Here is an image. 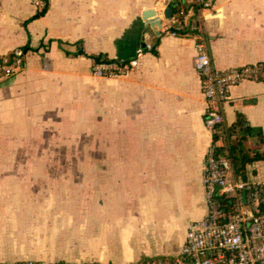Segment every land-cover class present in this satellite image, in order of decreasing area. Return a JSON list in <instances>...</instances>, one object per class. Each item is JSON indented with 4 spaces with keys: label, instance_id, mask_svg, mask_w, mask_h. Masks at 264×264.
<instances>
[{
    "label": "crops",
    "instance_id": "1",
    "mask_svg": "<svg viewBox=\"0 0 264 264\" xmlns=\"http://www.w3.org/2000/svg\"><path fill=\"white\" fill-rule=\"evenodd\" d=\"M171 1L48 0L36 15L29 0H0V54L24 50L0 81V262L168 258L205 215L211 132L194 39L143 16L167 22ZM211 1L199 15L212 63L264 62V0ZM97 55L135 67L97 77ZM222 109L225 127L240 113L260 128L244 143L264 150V79L233 86ZM246 174L264 179V160Z\"/></svg>",
    "mask_w": 264,
    "mask_h": 264
},
{
    "label": "built area",
    "instance_id": "2",
    "mask_svg": "<svg viewBox=\"0 0 264 264\" xmlns=\"http://www.w3.org/2000/svg\"><path fill=\"white\" fill-rule=\"evenodd\" d=\"M29 1L37 11L48 5V0ZM186 1L192 4L188 8L181 7L177 16L165 18L167 22L161 23L159 31L163 35L194 39L193 67L199 76L204 98V124L211 132L202 176L207 209L202 218L189 223L177 255L127 264H264V179L242 180L235 176L225 140L222 109L233 86L243 80L264 79V62L217 68L208 53L199 15L201 10L211 8L212 1ZM198 5L194 11V6ZM146 47L151 48V45L146 44ZM23 57L21 47L0 54V81L11 77L22 67ZM135 63L134 58L99 60L93 63L92 74L97 77L127 75ZM0 264L100 263L25 259Z\"/></svg>",
    "mask_w": 264,
    "mask_h": 264
},
{
    "label": "trees",
    "instance_id": "3",
    "mask_svg": "<svg viewBox=\"0 0 264 264\" xmlns=\"http://www.w3.org/2000/svg\"><path fill=\"white\" fill-rule=\"evenodd\" d=\"M191 4L186 0H174L168 6L172 8V16H177L181 7L188 8ZM47 6L42 11H37L36 15L43 14ZM198 8L199 5L194 6V11ZM105 59L108 58L103 55L93 56L94 62ZM224 134L234 174L237 178L246 180V166L253 161L264 160V150L249 149L244 141L254 136L262 140V131L258 127L251 126L240 113H237L235 121L224 128Z\"/></svg>",
    "mask_w": 264,
    "mask_h": 264
},
{
    "label": "water",
    "instance_id": "4",
    "mask_svg": "<svg viewBox=\"0 0 264 264\" xmlns=\"http://www.w3.org/2000/svg\"><path fill=\"white\" fill-rule=\"evenodd\" d=\"M144 18H148V24L156 30H159L161 27V20L160 17L156 14V11L152 8L146 9L143 13ZM163 16L164 18H170L172 16V8L171 7H166L163 11Z\"/></svg>",
    "mask_w": 264,
    "mask_h": 264
},
{
    "label": "rangeland",
    "instance_id": "5",
    "mask_svg": "<svg viewBox=\"0 0 264 264\" xmlns=\"http://www.w3.org/2000/svg\"><path fill=\"white\" fill-rule=\"evenodd\" d=\"M244 144L247 145V147L249 149H252V150L258 149V148H256V141H252L251 143H244ZM82 152H83V149H82ZM78 154H80V153H78ZM81 154H83V153H81Z\"/></svg>",
    "mask_w": 264,
    "mask_h": 264
}]
</instances>
